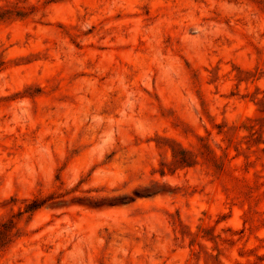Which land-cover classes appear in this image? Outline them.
<instances>
[{"label":"rangeland","instance_id":"rangeland-1","mask_svg":"<svg viewBox=\"0 0 264 264\" xmlns=\"http://www.w3.org/2000/svg\"><path fill=\"white\" fill-rule=\"evenodd\" d=\"M0 264H264V0H0Z\"/></svg>","mask_w":264,"mask_h":264}]
</instances>
